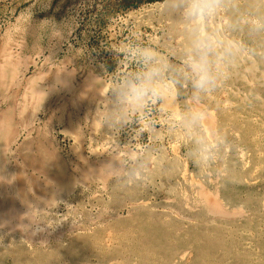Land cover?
<instances>
[{
    "label": "rangeland",
    "instance_id": "rangeland-1",
    "mask_svg": "<svg viewBox=\"0 0 264 264\" xmlns=\"http://www.w3.org/2000/svg\"><path fill=\"white\" fill-rule=\"evenodd\" d=\"M163 8L0 0V264H264V60L205 98L203 167L159 111L155 135L99 122L131 28L171 43Z\"/></svg>",
    "mask_w": 264,
    "mask_h": 264
},
{
    "label": "clouds",
    "instance_id": "clouds-1",
    "mask_svg": "<svg viewBox=\"0 0 264 264\" xmlns=\"http://www.w3.org/2000/svg\"><path fill=\"white\" fill-rule=\"evenodd\" d=\"M163 11L174 18L166 49L143 42L133 26L114 50L130 70L115 78L112 107L99 122L117 131L136 123L138 137L155 135L150 114L159 111L170 130L182 129L192 163L203 167L213 159L203 133L211 113L203 102L242 64L264 60V0H164Z\"/></svg>",
    "mask_w": 264,
    "mask_h": 264
}]
</instances>
